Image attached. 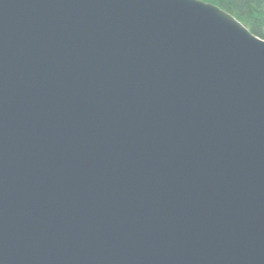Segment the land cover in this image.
Listing matches in <instances>:
<instances>
[{"label": "water", "instance_id": "water-1", "mask_svg": "<svg viewBox=\"0 0 264 264\" xmlns=\"http://www.w3.org/2000/svg\"><path fill=\"white\" fill-rule=\"evenodd\" d=\"M0 264H264V38L205 0H0Z\"/></svg>", "mask_w": 264, "mask_h": 264}, {"label": "trees", "instance_id": "trees-1", "mask_svg": "<svg viewBox=\"0 0 264 264\" xmlns=\"http://www.w3.org/2000/svg\"><path fill=\"white\" fill-rule=\"evenodd\" d=\"M218 4L264 38V0H205Z\"/></svg>", "mask_w": 264, "mask_h": 264}]
</instances>
